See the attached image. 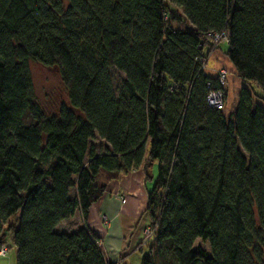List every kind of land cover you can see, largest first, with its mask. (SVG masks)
<instances>
[{
	"label": "trees",
	"instance_id": "trees-1",
	"mask_svg": "<svg viewBox=\"0 0 264 264\" xmlns=\"http://www.w3.org/2000/svg\"><path fill=\"white\" fill-rule=\"evenodd\" d=\"M217 49L243 83L228 116L207 72ZM31 60L66 89L54 114L34 100ZM153 163L140 264H264V0H0V244L20 209L16 264H115L89 209ZM76 210L83 225L59 231Z\"/></svg>",
	"mask_w": 264,
	"mask_h": 264
},
{
	"label": "crops",
	"instance_id": "crops-1",
	"mask_svg": "<svg viewBox=\"0 0 264 264\" xmlns=\"http://www.w3.org/2000/svg\"><path fill=\"white\" fill-rule=\"evenodd\" d=\"M207 72L215 76L221 68L229 72L226 91L233 83L236 87L235 102L238 91L243 86L237 77L235 69L223 51L213 50L208 56ZM155 163L144 169L140 167L105 183V190L101 197L91 206L87 217V225L99 237V245L105 259L115 264H140L144 254V247L140 244L142 229L150 222L145 211L147 195L154 182ZM148 174V177L146 176ZM119 196L125 197L122 202ZM107 216L110 223L103 222ZM83 225L79 210L68 219L61 221L56 227L62 232H72ZM15 250V248H14Z\"/></svg>",
	"mask_w": 264,
	"mask_h": 264
},
{
	"label": "rangeland",
	"instance_id": "rangeland-1",
	"mask_svg": "<svg viewBox=\"0 0 264 264\" xmlns=\"http://www.w3.org/2000/svg\"><path fill=\"white\" fill-rule=\"evenodd\" d=\"M175 28H185V23H182L178 20L173 22ZM208 67V66H207ZM29 69L32 78L33 84V97L34 100L41 106L47 114H54L57 112L58 108L62 104H67L68 96L66 89L61 81L59 73L56 68L48 67L41 64L38 61L31 60L29 61ZM113 73V83L115 86H118L122 78L124 77L123 73L116 69H112ZM227 78L225 84L228 83L229 72H227ZM226 87V86H225ZM237 87L231 83L229 86V93L226 91L227 95V106L224 110L225 114L228 116L232 113L235 106V93ZM92 145L98 148H103L104 143L98 138L92 140ZM246 155V153L243 151ZM156 169V165L154 167ZM100 180L102 177L99 178ZM151 187L153 186L152 184ZM150 187V188H151ZM74 195V189L71 190V196ZM21 210L19 209L15 214L10 216L4 227H3V242H8V251L5 256H0V264H16L15 262V250L14 244L11 239L12 228H15L18 224ZM104 222V221H103ZM150 223V222H149ZM149 223L147 225H149ZM193 247L195 249L201 248L210 252V246L207 241L200 239L195 240Z\"/></svg>",
	"mask_w": 264,
	"mask_h": 264
},
{
	"label": "built area",
	"instance_id": "built-area-1",
	"mask_svg": "<svg viewBox=\"0 0 264 264\" xmlns=\"http://www.w3.org/2000/svg\"><path fill=\"white\" fill-rule=\"evenodd\" d=\"M224 39V38H223ZM220 40H222V38L216 34L213 36V42L217 43ZM204 68V65L202 67V69ZM228 71L224 68H221L217 71L216 73V77L218 79L219 84L224 87L225 86V82H226V78H227V73ZM207 103L209 106L217 108V109H223L225 106V91L224 89H212L208 92L207 94ZM120 200L122 202L125 201V197L123 196H119ZM102 220L104 221L105 224H109L110 223V219L107 216H103ZM154 227L151 224V222L149 223V225H146L143 227L142 229V239L140 244L144 247H147L153 237H154ZM8 251V243L3 242L0 244V256H5L6 252Z\"/></svg>",
	"mask_w": 264,
	"mask_h": 264
}]
</instances>
